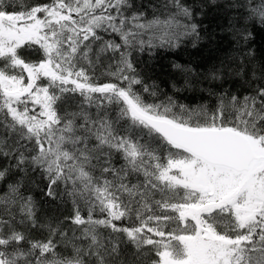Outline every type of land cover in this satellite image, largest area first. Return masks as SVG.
Listing matches in <instances>:
<instances>
[{
	"label": "snow or ice",
	"instance_id": "6c2138e0",
	"mask_svg": "<svg viewBox=\"0 0 264 264\" xmlns=\"http://www.w3.org/2000/svg\"><path fill=\"white\" fill-rule=\"evenodd\" d=\"M221 10L234 55L137 70ZM257 30L264 0H0V264H264Z\"/></svg>",
	"mask_w": 264,
	"mask_h": 264
},
{
	"label": "trees",
	"instance_id": "16d2710c",
	"mask_svg": "<svg viewBox=\"0 0 264 264\" xmlns=\"http://www.w3.org/2000/svg\"><path fill=\"white\" fill-rule=\"evenodd\" d=\"M25 3L33 4L39 2H48V0H24ZM158 0H151V3H157ZM137 3L149 4V0H137ZM149 15L152 12L151 7L147 8ZM229 16H225V13L221 10L216 13L213 12L210 17L204 21L208 25L210 30H215L217 37H223V40L218 44L214 45L211 54L207 48L194 49L188 44L182 45L175 51L169 52L165 50H159L158 55L155 59H149L147 54H136L134 53V60L137 65V70L141 72L143 77L149 82H155L163 92L171 93L170 85L173 80L177 79L176 69L172 67L173 63L188 64L192 62V66L200 63L202 60H211L216 62L219 59H225L229 56L234 55L235 45L232 42L231 36L228 32L221 31V28H227ZM251 47L255 49V60L253 66H259L260 69L264 70V31L257 30L255 34V40L252 42ZM107 79V78H103ZM242 81L234 79L230 81V87L234 90H239L241 94L247 92L246 87H240ZM191 98V94H185ZM184 102H188L185 100ZM39 199V193H35ZM49 214L55 213V206H45Z\"/></svg>",
	"mask_w": 264,
	"mask_h": 264
}]
</instances>
